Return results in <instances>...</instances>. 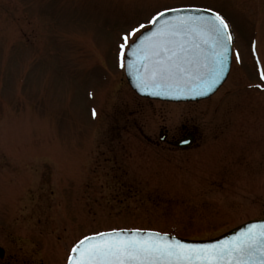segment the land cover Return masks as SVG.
I'll use <instances>...</instances> for the list:
<instances>
[{"label": "rangeland", "instance_id": "rangeland-1", "mask_svg": "<svg viewBox=\"0 0 264 264\" xmlns=\"http://www.w3.org/2000/svg\"><path fill=\"white\" fill-rule=\"evenodd\" d=\"M176 7L227 21L230 72L206 100L140 98L124 37ZM262 71L264 0H0V247L65 264L99 232L207 240L264 219ZM183 127L191 147L159 141Z\"/></svg>", "mask_w": 264, "mask_h": 264}, {"label": "snow or ice", "instance_id": "snow-or-ice-1", "mask_svg": "<svg viewBox=\"0 0 264 264\" xmlns=\"http://www.w3.org/2000/svg\"><path fill=\"white\" fill-rule=\"evenodd\" d=\"M164 15L166 13H159L151 23L155 25ZM136 31L139 29L132 35ZM124 40L121 66L128 37L125 36ZM231 40L229 26L219 13L177 16L175 20L165 22L148 39L150 55L144 58V75L139 78L141 87L166 89L154 93L161 95L171 90L184 91L191 81L196 80L210 90L223 75ZM206 47L213 55L211 67L203 62ZM261 76L264 78V71ZM198 94H205V89ZM68 264H264V224L252 225L239 236L220 244L203 246L170 241L152 232L98 233L81 239L73 247Z\"/></svg>", "mask_w": 264, "mask_h": 264}, {"label": "water", "instance_id": "water-1", "mask_svg": "<svg viewBox=\"0 0 264 264\" xmlns=\"http://www.w3.org/2000/svg\"><path fill=\"white\" fill-rule=\"evenodd\" d=\"M175 9H180L184 11H181V12L171 11L173 9L163 11L164 13H166V15L161 17L160 20L155 25L150 23L149 28L144 30L136 38V40L131 45H129L127 51L125 52V57H124L125 78L131 90L138 97L143 98V99L160 101V102H168V103H187V102H198V101L206 100L217 92V90L223 85V83L226 81L228 77L230 67H231V61H232V40L230 42L229 59L225 66L223 75L213 85V87L210 90L206 89V86L201 81H196V80L191 81L184 91L177 92L175 90H171V91H167V94H161V95H156L154 93L157 91L165 92L166 89L153 88L151 86L141 87L140 85L139 78L144 75L143 64L146 62L144 58L145 56L150 55V52L148 51V39L152 37L153 33L157 32L158 29L162 28L165 22L175 20L177 16H180L182 18L183 17H198V16H208L211 13H213V11H210L207 9L194 8V7H182V8H175ZM204 56L206 59L203 62L207 63L211 67L213 64V55H212L211 50L207 47L204 50ZM147 62L150 64V61H147ZM206 78H209V77H206ZM202 88L205 89V94H198ZM165 137L166 135H164L163 133H160L159 141L161 142L164 141ZM193 140L194 138L192 136H188L187 138L182 139L179 142L174 143L173 145L178 149H187L189 146L192 145ZM261 224H264V219L248 221L234 229L229 230L228 232L218 237L207 239V240H188V239H183L180 237H176V236H172V235H168L164 233H159L155 231H147V230H114V231H121L124 233L139 231L142 234H147L149 232L159 233L161 234V236L167 237L170 241L178 240L182 244H186V245L203 246V245H217L224 241L231 240L234 237L239 236L240 233L246 231L252 225H261ZM106 232H113V231H106ZM94 235H90V236H94ZM72 249L70 251L69 257L72 255ZM69 257L67 259L66 264H68Z\"/></svg>", "mask_w": 264, "mask_h": 264}, {"label": "flooded vegetation", "instance_id": "flooded-vegetation-1", "mask_svg": "<svg viewBox=\"0 0 264 264\" xmlns=\"http://www.w3.org/2000/svg\"><path fill=\"white\" fill-rule=\"evenodd\" d=\"M195 133H196L195 129L183 127L182 133H181V136L179 139L175 138V139H172L171 141H168V137H165L164 142H167L169 144V146L173 147L174 143H177L180 140L187 138L188 136L194 137V140H195V137H196ZM30 260L31 259H29L28 257L18 258L16 256V254L15 255L12 254L9 256L6 252V250L0 247V264H30V262H31Z\"/></svg>", "mask_w": 264, "mask_h": 264}, {"label": "trees", "instance_id": "trees-1", "mask_svg": "<svg viewBox=\"0 0 264 264\" xmlns=\"http://www.w3.org/2000/svg\"><path fill=\"white\" fill-rule=\"evenodd\" d=\"M261 219H263V218H261ZM184 239H188V238H184ZM190 240H195V239H192V238H191Z\"/></svg>", "mask_w": 264, "mask_h": 264}]
</instances>
